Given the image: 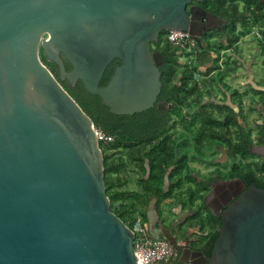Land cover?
<instances>
[{
    "label": "water",
    "instance_id": "obj_1",
    "mask_svg": "<svg viewBox=\"0 0 264 264\" xmlns=\"http://www.w3.org/2000/svg\"><path fill=\"white\" fill-rule=\"evenodd\" d=\"M192 1L0 0V264H139L136 235L111 209L94 122L61 81H81L117 115L169 110L158 102L164 58L152 46L164 31H185L206 51L213 28ZM150 206V234L181 251L182 222L169 226ZM223 220L212 254L189 250L183 261L264 264V190L252 187Z\"/></svg>",
    "mask_w": 264,
    "mask_h": 264
},
{
    "label": "trees",
    "instance_id": "obj_2",
    "mask_svg": "<svg viewBox=\"0 0 264 264\" xmlns=\"http://www.w3.org/2000/svg\"><path fill=\"white\" fill-rule=\"evenodd\" d=\"M208 2L217 12L229 18V27L232 29L225 32L229 37L226 46L223 43L209 44L203 53L195 48V58L191 63L180 62L178 49L164 40L166 31L159 35V41L152 46L164 58L160 66L162 90L158 102L170 104L172 108L169 110H160L156 104L142 113L117 115L111 112L100 96L90 94L81 81L75 87L68 81H61L93 120L95 128L115 137L112 143H100L105 160L107 194L112 211L130 227L138 216L147 222L146 207L152 198L157 199V205L164 199L184 193L191 206L202 200L205 183L194 176L190 163L197 160L198 156H203L206 146L228 148L230 155L235 157L240 155L245 158L249 154L252 132L244 123V95L234 90L231 102L227 103L224 99L215 104L210 100L213 81H210L209 87V81L206 82L205 78L195 82L193 76L196 72L203 73L202 68L210 63L214 65L208 72L218 68V54L237 43L243 31L251 30L252 25L259 28L264 38V12L256 13L249 22L235 0ZM247 8H250V4ZM240 21L243 22V30L237 33L235 31ZM263 41L260 40L264 46ZM41 60L58 78L57 68L46 59L43 50ZM67 68L70 70L71 66L67 65ZM235 70L228 67L222 74L226 77ZM114 71L112 65L107 68L101 86L109 82ZM220 83L226 89L223 80ZM255 93L261 95L259 102L264 104V92ZM235 103L239 104V111L232 108ZM250 110L253 109L250 107ZM129 166L139 174L137 179L141 191L125 188L130 183L126 175ZM190 222L197 224V217ZM207 225L208 222H203L204 228ZM217 238L218 232L215 231L211 236L212 244Z\"/></svg>",
    "mask_w": 264,
    "mask_h": 264
},
{
    "label": "flooded vegetation",
    "instance_id": "obj_3",
    "mask_svg": "<svg viewBox=\"0 0 264 264\" xmlns=\"http://www.w3.org/2000/svg\"><path fill=\"white\" fill-rule=\"evenodd\" d=\"M235 1L239 5L240 12L247 16V20L249 22H251L255 18L256 13H260L262 11L264 12V0ZM248 4H250V8H247ZM191 7H199L204 12H206V19L204 18L201 20L202 24H204L203 29L211 27L213 28L210 31H205L202 36V42H204L206 49L209 45L206 44L207 42H224V40H228L229 37L227 34H225V32L229 29H232V27H229L230 21L228 17L221 15L222 13L220 12H217L215 8L210 5L208 0H193L192 3L188 6V9ZM209 14L216 15L222 20L211 22L208 20L207 17ZM224 20H227V22L225 23ZM253 28L255 29L256 26L252 25V29ZM240 30H243V22L241 21L237 23L235 32H238ZM195 48L196 44L194 49ZM41 54L42 48L40 51V56ZM121 64L122 62L119 59H115L110 65H112L115 70ZM54 65L58 70L59 78L58 66L56 64ZM65 65L67 71H70L67 68V65L70 64L65 61ZM254 90L255 91L253 92V99L254 97H257V100H255L254 102V104L256 103L255 107L253 106L251 108L253 109V111L257 110V112H259V115L255 118V123L258 127L255 125V127L257 128L256 130L249 127L247 125L248 120L246 117L244 123L246 124L247 128L251 129L252 132V142L249 144L248 156L245 158L240 155L235 157L230 155V151L228 148L220 146H206L204 152H206L207 154L217 153V162H219V165L215 166V170L212 171L210 174L208 173L209 175L207 174L208 176L204 177L203 179V183H205V193L202 200L197 201L196 205L193 206L191 209H186L188 206H190V200L184 193L179 196L167 198L169 199L168 201L164 199L159 203V205H157V199L152 198L146 207L148 227V213L152 210L150 204H152L153 200H156V211L161 221L165 222L169 226L176 221L182 222H180L181 224L175 227L174 234L178 238L177 244L182 246L183 249L179 251L173 248L175 257L172 260V264H187L183 260L188 258L191 259V257L193 256V253L189 250H198L204 252V254L207 256L211 255L214 248V244L216 242L215 241L212 244L211 236L215 231L218 232L219 236V229L222 227L224 222L223 213L227 211V209L233 203L239 200L240 197L252 187H257L258 189L264 190V104L259 102L261 95H257L255 93L256 91L264 92V90H256L255 88ZM239 110L240 109L238 108L236 111ZM258 117L261 118L258 119ZM218 150H221L223 152L225 151L226 156L224 157L230 162L228 165L227 163H220L221 160H219V157L222 156V152H219ZM261 179H263V181ZM186 189L187 187L185 186L184 190ZM163 205L173 207H171V211L168 212L164 209L165 207H163ZM178 207H180V210H177ZM195 217H197L198 223L191 224V219ZM203 222H208V225L205 228L203 227ZM194 231L196 234L195 240L192 238ZM193 261L194 263L197 262L199 264L198 257L195 256L193 258Z\"/></svg>",
    "mask_w": 264,
    "mask_h": 264
},
{
    "label": "rangeland",
    "instance_id": "obj_4",
    "mask_svg": "<svg viewBox=\"0 0 264 264\" xmlns=\"http://www.w3.org/2000/svg\"><path fill=\"white\" fill-rule=\"evenodd\" d=\"M256 28L257 31H259V28L258 27ZM255 29L253 28L251 30H246V31L244 30L243 33L241 34V38H240L241 40L239 45L232 53H229V55L232 57L237 56V59L241 60V64L236 68L235 71H231L226 77H224V74L222 73L217 75L219 80H223L224 86L231 93L233 92L234 89H239L241 93L244 95L242 107L247 113L246 115L248 120L247 125L254 130L257 129L255 127V125L257 126V124L255 123V118L259 115L258 114L259 112H257V110L254 111L249 110L250 107L253 106L255 107L256 103L254 104V102L255 100H257V97H254L253 99V92L255 91L253 86L257 83H262V85H264V46L261 44L262 42H260V40L263 41L264 38L262 37L263 35L261 34L260 31H259L260 36L254 34ZM237 33H239V31ZM225 42H227V40H224V42H207L206 44L214 45L216 43L217 44L223 43L225 45ZM181 60L187 62V60L189 59L186 56H183ZM224 93L226 92L221 91L220 96H222ZM238 108L239 106L236 107V109ZM259 118L261 117H258V119ZM219 152H222V156L219 157V160H221L220 163H225V164L227 163L228 165L230 162L224 157L226 156L225 151L223 152L220 150ZM202 155L203 156H198L197 160L190 163V168L194 172L197 171L198 174H201V177H197L198 179H202V176L203 178L208 176L212 171L215 170V166L219 165V162H217L218 161L217 153L207 154L206 152H204ZM126 175L130 178V183L125 188L130 191L133 190L141 191L140 186H138V179H137L139 174L133 172L131 170V167L129 166ZM154 201L155 200H153V202ZM171 207L173 206H165L166 211L170 212ZM143 222L147 224L146 221L143 220Z\"/></svg>",
    "mask_w": 264,
    "mask_h": 264
},
{
    "label": "built area",
    "instance_id": "obj_5",
    "mask_svg": "<svg viewBox=\"0 0 264 264\" xmlns=\"http://www.w3.org/2000/svg\"><path fill=\"white\" fill-rule=\"evenodd\" d=\"M254 33L260 36L259 31H255ZM164 40L178 49L180 54L179 60L181 63H185L181 60L183 56H186L189 59L187 62L191 63V59L194 55L195 43L189 32H166ZM239 43L240 41L233 46L222 50L218 54V68L208 72V69L213 67L214 63L208 64L209 67L203 70V73L196 72L194 74L193 81L201 82L202 78L210 79L214 75L218 78L217 75L225 72L228 67L237 68L241 64V60L237 59V56H230L229 53H232ZM222 89L224 91L226 90L223 87ZM96 132L100 143L108 144L115 140L114 136L107 135L100 129H96ZM130 228L136 235L134 239V247L139 264H172V260L175 257L172 244L168 241L154 238L150 234L148 225L143 222L141 217L138 216Z\"/></svg>",
    "mask_w": 264,
    "mask_h": 264
},
{
    "label": "crops",
    "instance_id": "obj_6",
    "mask_svg": "<svg viewBox=\"0 0 264 264\" xmlns=\"http://www.w3.org/2000/svg\"><path fill=\"white\" fill-rule=\"evenodd\" d=\"M255 31H257L256 29H255ZM255 34V33H254ZM227 42H225V44H226ZM195 58V54L193 55V58L191 59V61L193 60ZM209 67V65L207 66V67H203L202 69L203 70H205L206 68H208ZM213 81V84H212V88H213V92H212V96H211V100L215 103V104H217V103H221V102H223L222 100H224V99H226L225 101L228 103V102H231L232 101V93L229 91V90H227V88H226V90H225V92L226 93H224L222 96H220V92L222 91V92H224V90L222 89V87L220 86V80L218 79V78H216L215 77V75L214 76H212L210 79H206L205 81L206 82H208V86L209 87H211V83H210V81ZM222 85V84H221ZM256 90L258 89V90H264V85H262V83H257V84H255L254 86H253ZM234 90H238V92L239 93H241V91L239 90V89H234ZM233 90V91H234ZM242 94V93H241ZM234 99V98H233ZM239 106V104H237V103H235V104H233V106H232V108L236 111L237 109H236V107H238ZM194 176L195 177H201V174H198V172L196 171L195 173H194ZM203 176H202V179H200V181L201 182H204L203 181ZM169 199H166V201H168ZM170 204H172V203H170ZM166 205H163V207H165ZM191 206V205H190ZM188 206L186 209H191L193 206ZM180 207H178L177 208V210H180L179 209ZM165 209V208H164ZM166 210V209H165ZM171 217V216H170ZM194 240H195V238H196V234H195V231H194V234H193V237H192Z\"/></svg>",
    "mask_w": 264,
    "mask_h": 264
}]
</instances>
